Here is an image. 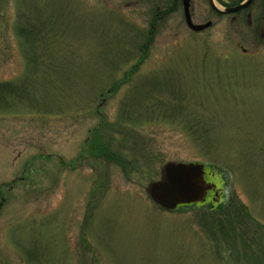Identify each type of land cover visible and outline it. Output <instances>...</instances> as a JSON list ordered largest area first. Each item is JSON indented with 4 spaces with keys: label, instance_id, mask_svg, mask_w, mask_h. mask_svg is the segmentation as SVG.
Instances as JSON below:
<instances>
[{
    "label": "rangeland",
    "instance_id": "374dc122",
    "mask_svg": "<svg viewBox=\"0 0 264 264\" xmlns=\"http://www.w3.org/2000/svg\"><path fill=\"white\" fill-rule=\"evenodd\" d=\"M169 1L0 0V264H264V0ZM172 160L218 203L156 205Z\"/></svg>",
    "mask_w": 264,
    "mask_h": 264
},
{
    "label": "water",
    "instance_id": "95a60500",
    "mask_svg": "<svg viewBox=\"0 0 264 264\" xmlns=\"http://www.w3.org/2000/svg\"><path fill=\"white\" fill-rule=\"evenodd\" d=\"M190 1L183 0V8L187 26L196 32L203 31L212 26L209 21L204 24H195L190 13ZM214 10L221 14H230L249 8L253 0H245L243 3L220 8L215 0H209ZM206 166L200 162L168 161L161 166L160 179L150 181L145 191L148 196L165 210H175L182 205L204 203L208 193L216 188L214 183L205 178Z\"/></svg>",
    "mask_w": 264,
    "mask_h": 264
},
{
    "label": "flooded vegetation",
    "instance_id": "af4514ba",
    "mask_svg": "<svg viewBox=\"0 0 264 264\" xmlns=\"http://www.w3.org/2000/svg\"><path fill=\"white\" fill-rule=\"evenodd\" d=\"M115 1L120 2V0H115ZM130 6H132V1L131 2L127 1L125 2L124 5H119V4L117 5L119 11H122L123 8L130 7ZM180 6H181V0H170L164 6L156 8V10L159 12V13L156 12V15L161 16V17L171 15L172 13L179 11ZM194 11H195L194 0H191V14L193 17H194ZM249 16H252V14H249ZM8 188H9V191H11L14 189V186L11 185ZM222 192L223 191H217L216 195L219 197L220 194L222 195ZM3 193L4 192L2 191V188L0 187V200L5 199L2 196ZM1 206H2V203L0 204V208Z\"/></svg>",
    "mask_w": 264,
    "mask_h": 264
},
{
    "label": "trees",
    "instance_id": "16d2710c",
    "mask_svg": "<svg viewBox=\"0 0 264 264\" xmlns=\"http://www.w3.org/2000/svg\"><path fill=\"white\" fill-rule=\"evenodd\" d=\"M218 1L224 6H234V5H237V4L241 3L243 0H218ZM154 12H155L154 15H153L154 21L155 20L159 21L160 19L166 17V16L161 17V16L156 15V12H158L156 9H155ZM1 87L2 86H0V91H2Z\"/></svg>",
    "mask_w": 264,
    "mask_h": 264
}]
</instances>
